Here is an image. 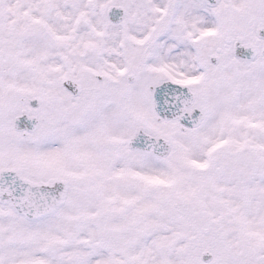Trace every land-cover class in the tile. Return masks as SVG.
Masks as SVG:
<instances>
[{
  "label": "snow or ice",
  "instance_id": "obj_1",
  "mask_svg": "<svg viewBox=\"0 0 264 264\" xmlns=\"http://www.w3.org/2000/svg\"><path fill=\"white\" fill-rule=\"evenodd\" d=\"M0 264H264V0H0Z\"/></svg>",
  "mask_w": 264,
  "mask_h": 264
}]
</instances>
